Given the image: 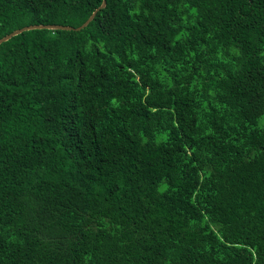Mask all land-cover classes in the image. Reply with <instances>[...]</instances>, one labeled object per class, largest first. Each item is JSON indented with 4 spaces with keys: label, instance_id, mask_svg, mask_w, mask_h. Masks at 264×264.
I'll return each mask as SVG.
<instances>
[{
    "label": "trees",
    "instance_id": "obj_1",
    "mask_svg": "<svg viewBox=\"0 0 264 264\" xmlns=\"http://www.w3.org/2000/svg\"><path fill=\"white\" fill-rule=\"evenodd\" d=\"M0 0V264H264V0Z\"/></svg>",
    "mask_w": 264,
    "mask_h": 264
},
{
    "label": "water",
    "instance_id": "obj_2",
    "mask_svg": "<svg viewBox=\"0 0 264 264\" xmlns=\"http://www.w3.org/2000/svg\"><path fill=\"white\" fill-rule=\"evenodd\" d=\"M107 4V0H103L101 6L99 8H97L93 13L92 15L89 17V19L84 23L82 24L81 26H79L78 28L76 29H81L83 28L84 26H86L95 16H96V13L98 10H100L101 8H104ZM35 28H48V29H73L72 26H68V25H56V24H37V25H28V26H24L22 28H19V29H16L14 31H12L11 33L5 35L4 37L0 38V44L2 42H5L9 39H11L13 36H16L20 33H22L23 31L25 30H29V29H35Z\"/></svg>",
    "mask_w": 264,
    "mask_h": 264
}]
</instances>
